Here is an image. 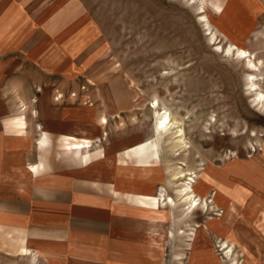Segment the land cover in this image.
I'll list each match as a JSON object with an SVG mask.
<instances>
[{
    "label": "rangeland",
    "instance_id": "obj_1",
    "mask_svg": "<svg viewBox=\"0 0 264 264\" xmlns=\"http://www.w3.org/2000/svg\"><path fill=\"white\" fill-rule=\"evenodd\" d=\"M205 1L14 0L7 30L19 72L36 67L23 51L65 55L78 73L60 77L65 91L47 85L56 102L123 108L107 115L97 136L63 135L59 147L71 159L65 139L88 140L103 159L130 139L113 156L119 179L128 180L114 195L138 215L145 242L137 264H264V102L257 95H264V0H221L220 11ZM240 48L250 56L240 57ZM153 101L176 122L159 140ZM180 128L187 148L177 142ZM180 171L190 174L175 180ZM185 182L195 208L181 203ZM150 188L176 205L143 203ZM24 246L0 232V264H45L30 262Z\"/></svg>",
    "mask_w": 264,
    "mask_h": 264
},
{
    "label": "crops",
    "instance_id": "obj_2",
    "mask_svg": "<svg viewBox=\"0 0 264 264\" xmlns=\"http://www.w3.org/2000/svg\"><path fill=\"white\" fill-rule=\"evenodd\" d=\"M205 2L222 8L221 0ZM13 24L14 0H0V232L25 242L20 251L30 262L137 264L145 242L138 215L114 195L128 180L119 179L113 156L131 147L130 139L111 145L103 159L87 148L88 140H72L97 136L107 115L123 108L56 102L47 85L65 91L64 79L78 73L77 65L65 55L23 51L36 67L34 72L24 65L19 72L9 50L15 42L7 29ZM63 135L73 137L65 139L71 159L59 147Z\"/></svg>",
    "mask_w": 264,
    "mask_h": 264
},
{
    "label": "bare ground",
    "instance_id": "obj_3",
    "mask_svg": "<svg viewBox=\"0 0 264 264\" xmlns=\"http://www.w3.org/2000/svg\"><path fill=\"white\" fill-rule=\"evenodd\" d=\"M200 8H201V12H202L204 10V4ZM207 18H208L207 15L203 13L201 16V20L208 25ZM229 51H231L230 48H229ZM237 52H238L240 57L250 56L248 51H246L243 48L238 49ZM250 63H251V61H250ZM255 68H257V67H255ZM257 95H258L259 103H263L264 102V99H263L264 95L262 93H257ZM151 107L154 109V115H156V117H157V124H156V127L154 130H155V135H157V139L159 140V138L164 137V135H166L167 133L170 132V130L174 127L176 122H174L172 120L171 115L167 110H165L163 113L160 112V110L158 109L159 108V102L158 101H153ZM104 122L106 123L107 121L104 120ZM175 133L177 134L176 137L178 138L177 142L179 143V145L182 148H187L188 146H187V142L185 141V138L183 136V130L181 128L177 129V131ZM188 174H190V173H188ZM188 174L184 173V171H180L179 173L175 174L174 179L175 180H178V179L184 180L186 175H188ZM191 182L193 183V181H191ZM182 185L184 187L179 189V193H180L179 195L182 199L181 203H183L185 205V204H188V201H190L193 208L197 207L199 203L196 202L195 199H192L193 189H192L191 184L189 182H185V183H182ZM154 194H155V189L152 188L151 190H148L147 193L141 194L140 196L143 197L142 199L144 201H146V204H149L151 202L152 203L155 202L157 206H162V205L163 206H168V205L175 206L176 205V203L172 197L171 198L166 197L165 194L161 193V192L159 194V197H157ZM161 201L162 202L165 201V203L161 204ZM155 214H157V213H155ZM147 235H149V234H147Z\"/></svg>",
    "mask_w": 264,
    "mask_h": 264
}]
</instances>
